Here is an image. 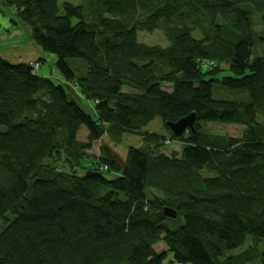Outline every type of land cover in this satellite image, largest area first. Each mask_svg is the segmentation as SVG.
<instances>
[{
  "label": "trees",
  "instance_id": "1",
  "mask_svg": "<svg viewBox=\"0 0 264 264\" xmlns=\"http://www.w3.org/2000/svg\"><path fill=\"white\" fill-rule=\"evenodd\" d=\"M61 1L1 0L98 121L62 85L0 57V264H164L169 253L180 264H245L225 258L248 237L264 240V56L253 31L264 0ZM141 31H161L168 47L140 43ZM223 64L232 75L220 80ZM219 88L227 94L216 98ZM192 113L195 131L174 135L181 158L152 157L164 140L143 129L158 118L170 132L167 123ZM201 122L246 131L213 135ZM105 127L115 141L136 134L149 144L125 166L101 148L114 180L48 166L62 150L79 161L102 147ZM147 189L164 199L150 202ZM166 205L184 218L177 229ZM160 242L167 251L156 252Z\"/></svg>",
  "mask_w": 264,
  "mask_h": 264
},
{
  "label": "rangeland",
  "instance_id": "2",
  "mask_svg": "<svg viewBox=\"0 0 264 264\" xmlns=\"http://www.w3.org/2000/svg\"><path fill=\"white\" fill-rule=\"evenodd\" d=\"M64 1L71 2L72 4L75 5H79L80 3H82L79 0H63L59 3V7L61 9ZM0 6L4 7L2 8L3 12H5V10L14 11L13 8L6 5L4 6L1 0H0ZM263 20H264V11L253 15V31L257 36L262 38L261 39L262 42L260 43V45H258L257 48H255V54L259 56H264V21ZM138 36H139V42L144 45L160 46L164 48L168 47V42L161 31H154V32L141 31ZM194 36L197 39H201V36L198 32H196ZM36 64H38V68L37 70H34V72L38 74V71L40 70L41 62ZM70 64H72V67L74 69L80 72L82 71V69H85L86 63L83 60L74 59L71 61ZM80 64H82V67ZM77 65L79 67H76ZM220 68L222 72L221 74L218 75L217 77L218 79L222 80L223 78L230 77L232 75L230 73L228 65L223 64L220 66ZM207 70H209V68ZM43 77L45 78L46 76ZM49 79L55 85H62L69 96V100L78 104L86 113L90 115V117H92L93 120L98 121V116L96 113L94 102L87 100L82 94L81 90L75 85V83L66 81L64 77L63 80L60 81L56 80L53 77ZM163 87L168 91L172 90L171 85L164 84ZM226 94L227 92H225L222 88H219L218 92L215 91L216 98H218L217 96L226 95ZM231 95H234V93ZM236 98L241 99V94H239ZM201 123H202L201 124L202 130L206 133H210L213 135H221V136L228 135L232 137H242V135L245 134L246 131V128L240 125H226V124H218V123L214 124V123H206V122H201ZM143 132L155 134L157 136H160L164 140L163 146H155V144H151L150 151L152 157L157 158L159 156H165L171 158L176 156L179 159L181 158V154L185 142L179 138L175 139L173 131L171 130L169 132V130L166 129L164 123L160 119L157 118L147 127H145L143 129ZM188 137H189V132L185 134L183 139H186ZM101 143H102V147L100 148L96 147L91 151L86 152L85 156L81 158V160L79 161H75L74 159H72V157H69L64 150H62L60 153H57L58 155L57 154L54 155L53 159L51 161H48L47 164L50 167H54L56 171L63 172V174L70 176L76 175L77 177L83 178L84 176H86L88 172H99L107 180H114V176L116 175L112 173L109 169H107L105 165H102V158H105L106 155L104 154L101 148H103V150H105L112 159L116 160V162H118L122 166H125L128 153L131 149L142 150L144 148L147 149L149 147V144H145L144 138L136 134H125L120 141H115L108 133L106 127L104 131V135L101 139ZM201 175L205 178L216 177V173L209 172L206 170H203L201 172ZM146 195L150 202L153 201L155 198H158L160 200L164 199L161 193L150 189L146 190ZM163 213H164V209H163ZM177 215H178V211H177ZM170 219L174 221L172 222V226L175 227V229H177L184 223V218L181 215L180 216L178 215L176 219H172V218ZM166 247L167 246L164 242L163 243L160 242L155 246V250L157 253H163L167 251ZM263 255H264V240L260 241L248 237L246 243L242 247L227 252L225 260L227 261L229 258L238 260L237 259L238 257L244 256L243 261L245 262V264H263L262 262ZM172 261H174L173 255L171 253L167 254V259L165 260L164 264H180L175 261L174 262Z\"/></svg>",
  "mask_w": 264,
  "mask_h": 264
},
{
  "label": "crops",
  "instance_id": "3",
  "mask_svg": "<svg viewBox=\"0 0 264 264\" xmlns=\"http://www.w3.org/2000/svg\"><path fill=\"white\" fill-rule=\"evenodd\" d=\"M2 8L4 7L0 6V57L12 65L41 62L38 75L46 76L45 78L48 79L53 77L58 81L63 80V76L56 68L57 58L44 53L35 44L31 31L16 18L15 10L3 12ZM123 91L128 92L129 90L124 89Z\"/></svg>",
  "mask_w": 264,
  "mask_h": 264
},
{
  "label": "water",
  "instance_id": "4",
  "mask_svg": "<svg viewBox=\"0 0 264 264\" xmlns=\"http://www.w3.org/2000/svg\"><path fill=\"white\" fill-rule=\"evenodd\" d=\"M195 121H196V115L194 113L178 120L177 122H173V123H167V126L170 127V129L173 131L174 135L176 137H182L186 132L190 131H195ZM94 175H98L100 176L101 174L96 173V172H88L86 174V176H84V179H87L90 176H94ZM164 215L166 217L172 218V219H176L177 218V211L169 206H166L164 208ZM263 264H264V255H263V260H262Z\"/></svg>",
  "mask_w": 264,
  "mask_h": 264
},
{
  "label": "built area",
  "instance_id": "5",
  "mask_svg": "<svg viewBox=\"0 0 264 264\" xmlns=\"http://www.w3.org/2000/svg\"><path fill=\"white\" fill-rule=\"evenodd\" d=\"M29 66L31 68H33V70H37V68H38V64H36V63H31V64H29Z\"/></svg>",
  "mask_w": 264,
  "mask_h": 264
}]
</instances>
